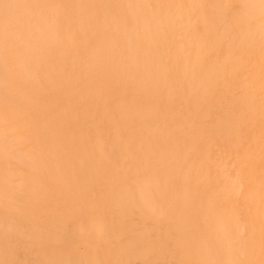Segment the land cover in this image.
<instances>
[{
    "label": "bare ground",
    "instance_id": "bare-ground-1",
    "mask_svg": "<svg viewBox=\"0 0 264 264\" xmlns=\"http://www.w3.org/2000/svg\"><path fill=\"white\" fill-rule=\"evenodd\" d=\"M23 1L26 13L0 0V241L22 239L36 264H150L156 245L176 264H264V0ZM51 51L45 76L24 92L25 73ZM41 84L66 99L52 107L88 116L38 131L57 155L48 168L34 145L21 146L16 118L27 103L46 105ZM16 164L46 172L26 182ZM102 172L119 190L111 207L82 194ZM16 195H29L18 226L2 221ZM140 219L160 228L159 242L142 231L128 238Z\"/></svg>",
    "mask_w": 264,
    "mask_h": 264
},
{
    "label": "rangeland",
    "instance_id": "rangeland-1",
    "mask_svg": "<svg viewBox=\"0 0 264 264\" xmlns=\"http://www.w3.org/2000/svg\"><path fill=\"white\" fill-rule=\"evenodd\" d=\"M12 3H13V7L15 6L14 9H17L18 11L22 10L21 12L26 13L27 7H24V6L27 4V2H25L23 0H18L17 1L18 4H16V0H12ZM231 7L234 10H237L240 7V3H234ZM5 9H6L5 5H3L0 2V11L5 10ZM181 19H186V16H183ZM26 24L27 23L22 24L21 21L16 20V22L13 25L17 31L21 28L20 30L23 32V36H25V34L27 32V29L25 28ZM7 40L12 41V38H10L8 36ZM9 41H8V43H9ZM12 46H13V44H12ZM14 47L15 46H13V48ZM16 47H18V45H16ZM52 47H53L52 49H54V50H57L59 48V46H57L56 44L52 45ZM51 53H52V51L50 53L42 52L39 55H37V60L41 61V64L38 67H36V69H34V67H33L30 71L26 72L24 75V79L22 80L21 84H19L20 88H22L24 92H26V93L31 92L30 88H31V86H33L32 80H34L35 77L41 78L42 76H45L44 68L46 66L48 59L50 58V60H54V57L52 56ZM57 55L59 56L60 54L58 53ZM176 56L177 57H175V59H176L175 61H177L179 64H181L183 62L185 63L184 56H179V55H176ZM178 71H179V69H177V72ZM54 73L57 75V77L62 78L61 76H63V77L66 76L67 71H66V68H64L63 71L61 69H59V71L54 72ZM49 74L51 75V73H49ZM38 82L42 83V81H38ZM53 82L54 81H51V83H53ZM40 89H41L40 96H42V95L43 96L40 97L39 100L44 99V101H46V102H44V104H46V105H40L41 103L40 104L39 103H31V102L27 103V107L29 105L33 104V105H35L34 108L31 109L30 112L20 113L19 115L16 116V118L20 119L21 122H24V127L18 130V132L25 134V137H26V138L24 137L25 139L21 143V146L23 148H28L30 144L34 145V147L30 145L33 148H29V149L39 153L44 158L45 163L47 164V168H48V167L53 166V160L52 159H55L57 157V155H56V153L55 154L53 153L54 148L49 147L50 144L45 139L44 136L37 137L38 131L45 132V130H46L45 127L51 126V124H52L51 122L53 119L58 120L59 123L61 124L63 122H68V121H72V120L76 121L77 119L78 120L88 119V116L83 114V113L74 114V112L76 110L75 105L72 106V108H70L71 111H69V112L64 111V113H63V111H62L63 108L60 109L59 107H61V106H58L60 104L59 101H61V99H62V95L59 98L58 96H56L57 94H55V93L53 94V92H56L58 89L56 91H54L53 89H55V88H52V90H53V92H52V91H50L51 87L48 86V88H46L45 84H41ZM51 95L56 96L57 99L53 98ZM53 100H54V104L58 102V105H55L54 107H52L53 106ZM62 100L66 101L65 98H63ZM84 101H85V103H84L85 106L88 107V106L92 105V104L87 103V101H88L87 99L86 100L84 99ZM36 105H37V107H36ZM38 105L41 107L38 108ZM63 106H65V104ZM42 108L47 109V110L49 109V110L47 113L44 114L45 111H43ZM77 108H79V105H77ZM22 111H23V108H22ZM90 115H91V113H90ZM101 118H103V117H101ZM39 125H41V128H42L41 130H38ZM71 125H73V124H71ZM74 127H75V125H73V127H71V128H74ZM29 136H31V137H29ZM14 167L15 168L17 167V170L19 172L17 175V179L25 180L26 182L30 179V177H34V175L37 176V175L44 174V172H46V168L42 169V170H39L40 169L39 168L38 172H36L34 174L32 171H29L30 169L28 166H24L22 164H20V165L16 164ZM106 168H107V166H104L102 168V170H106ZM127 170H129V168ZM15 177H16V175H15ZM86 178L89 180V183H88V187L86 189H83L82 194H86L87 196L90 194L91 195L90 198L92 200L97 198L98 194H101L102 196H101L100 200H104L107 203L109 200V197H108L109 194H113V193L119 191L115 187L114 179L110 180L107 172H102L99 175H92L91 174V175L87 176ZM121 179H123V177ZM71 180L73 183L74 181H79L82 179L77 180V178L75 176H73V178ZM128 180H130V179L128 178ZM84 181H85V179L81 183H83ZM51 188H52L54 194H59V193L64 194L65 186H62L58 182L52 183ZM66 194L70 195V200H71L70 203L76 202L77 195H78L77 189H76V192L68 191V192H66ZM28 196L29 195H26L24 197H18L17 195L15 196V204L18 203V205L16 207H13L11 210H9L6 217H3L2 221H4L5 224L8 221L12 220V221L17 222V226H18V216H20V214H22L19 211V209H20L19 204H21L22 202L25 203L28 200ZM104 197H107V199L105 200ZM120 200H121V202L125 201L124 198L120 199ZM87 202L84 199V201L82 203L83 208L81 207L82 208L81 216H83V214H84L83 212H85V205ZM110 203H111V200L106 204V206L108 205V207H111V206H109ZM23 205H21V207H23ZM90 206L91 207L88 209V212H92V211L96 212L97 211L93 205H90ZM74 210L77 213V209H74ZM98 210L100 211V215H102L104 213L103 218L105 217V213H106L107 219H108V217L109 218L112 217L114 219L113 222L115 224H117L119 222V220L121 222H123V220H121V219L116 220L115 211H111L107 208H99ZM103 210L108 211V212H102ZM109 211H111V212H109ZM152 211L153 212L147 211V217L149 219L155 212V210H152ZM140 220H141V227L142 228H139V230H138V228L133 229V231H131L130 237H128V238L131 239L134 236L132 234L136 233L137 231H142V235L146 236L148 238L147 240H149L146 243H149L151 241L152 242H156V241L159 242L162 239V236L159 232L160 228H157L156 226L153 227L152 226V224H154L153 221L149 222L146 219H140ZM108 222L110 223V225H113L112 222H110V221H108ZM119 224L121 225L122 223H119ZM123 225H124V223H123ZM128 228L129 227H127V225H126L125 231H128L127 233H130ZM25 230H27L26 227H25ZM152 230H154V231L156 230V231L154 232ZM151 231H152V233L153 232L154 233L150 234ZM123 235H124V233H122V238H123ZM116 240L118 241L117 238H116ZM0 248L4 249V251L1 253L2 256H0V264H36L37 263L35 258H33V256L32 257L30 256L31 251L27 247H25L22 239L18 238V239H16V242H15V239L14 240H12V239L7 240V237H5L3 240L0 241ZM72 248H75V251H76L77 250V244L74 243V246ZM144 256L143 257L145 260H143V261H150V264H176V261L174 260L175 258L169 256V254L167 256L164 250L160 249L159 247L157 248V245L154 248L152 253L147 254V256L146 255H144ZM123 259H126L125 262H123L124 264H129V263L130 264H143L142 263V257L141 258L140 257L134 258L133 262H132V259H129V258H123Z\"/></svg>",
    "mask_w": 264,
    "mask_h": 264
}]
</instances>
